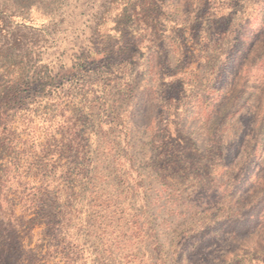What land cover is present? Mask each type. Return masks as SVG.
<instances>
[{"label": "rangeland", "instance_id": "1", "mask_svg": "<svg viewBox=\"0 0 264 264\" xmlns=\"http://www.w3.org/2000/svg\"><path fill=\"white\" fill-rule=\"evenodd\" d=\"M1 255L264 264V0H0Z\"/></svg>", "mask_w": 264, "mask_h": 264}, {"label": "trees", "instance_id": "2", "mask_svg": "<svg viewBox=\"0 0 264 264\" xmlns=\"http://www.w3.org/2000/svg\"><path fill=\"white\" fill-rule=\"evenodd\" d=\"M15 90H17V89H15ZM4 258H5V257H4L3 255L0 256V259L4 260Z\"/></svg>", "mask_w": 264, "mask_h": 264}]
</instances>
